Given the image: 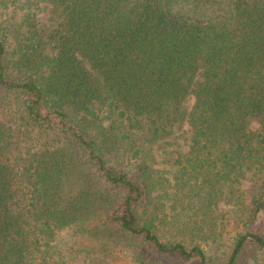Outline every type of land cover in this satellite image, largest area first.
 Wrapping results in <instances>:
<instances>
[{"label": "trees", "instance_id": "16d2710c", "mask_svg": "<svg viewBox=\"0 0 264 264\" xmlns=\"http://www.w3.org/2000/svg\"><path fill=\"white\" fill-rule=\"evenodd\" d=\"M262 212L264 0H0V264H249Z\"/></svg>", "mask_w": 264, "mask_h": 264}, {"label": "rangeland", "instance_id": "374dc122", "mask_svg": "<svg viewBox=\"0 0 264 264\" xmlns=\"http://www.w3.org/2000/svg\"><path fill=\"white\" fill-rule=\"evenodd\" d=\"M47 15L48 14L46 11L42 12V14H40V18L42 20H45ZM185 149L186 148L184 147L183 150ZM158 167L161 169L162 168L170 169L169 165L165 162H160ZM162 172L168 179H171L172 172H169L168 170H162ZM240 189L243 191L244 196L248 197V195L251 192V185H250L249 180L243 179L240 185ZM217 204H218V208H215V211L221 210L222 212L225 213V216L227 217V225L225 226L226 230L224 232L226 236L225 237L221 236L219 240H216V242H214V244L211 243V246H213V249L210 252V254L211 256L213 255V257L217 256L220 259H224L226 258L227 253L230 250L233 236L240 230V227H239L237 219H235V216L232 214L231 211H229V209L231 208V205L227 203H223V201H219ZM260 219H264V212L261 213ZM63 235L67 237L66 232L63 233ZM205 250L207 252V255H209L210 249L205 248ZM83 257L84 256L80 255L75 260V264H85L87 261L86 259L84 260ZM107 261L109 262V264H133L131 260L129 259V257L123 254L117 255V257L107 258ZM249 264H264V255H259L255 260H250Z\"/></svg>", "mask_w": 264, "mask_h": 264}]
</instances>
